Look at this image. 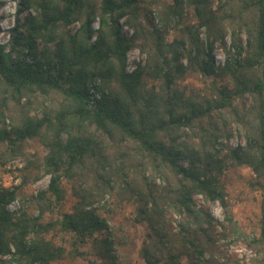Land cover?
Returning <instances> with one entry per match:
<instances>
[{
	"label": "trees",
	"instance_id": "trees-1",
	"mask_svg": "<svg viewBox=\"0 0 264 264\" xmlns=\"http://www.w3.org/2000/svg\"><path fill=\"white\" fill-rule=\"evenodd\" d=\"M15 19L0 42V165L37 141L46 153L28 159L22 184L44 175L50 182L27 196L38 215L12 211L20 188L0 186V264L85 258L88 244L94 264H120L118 248L132 241L94 207L114 193L119 206L134 207L130 224L146 230L144 264H222L217 243L235 231L223 180L230 166L249 168V186L261 192L253 245L262 248L264 0H19ZM136 47L146 64L128 73ZM187 73L204 88L182 84ZM91 88L100 95L95 109ZM233 123L246 139L236 148L224 142ZM65 182L76 202L62 212ZM195 195L220 202L228 226L198 210ZM172 211L186 216L177 231ZM58 230L70 236V251L57 243Z\"/></svg>",
	"mask_w": 264,
	"mask_h": 264
},
{
	"label": "rangeland",
	"instance_id": "rangeland-1",
	"mask_svg": "<svg viewBox=\"0 0 264 264\" xmlns=\"http://www.w3.org/2000/svg\"><path fill=\"white\" fill-rule=\"evenodd\" d=\"M19 14V0H0V42L4 43L9 39V30L14 27L16 19ZM25 14L21 15V18ZM157 22V19L155 20ZM73 30L78 28V23L73 25ZM131 32L134 34V30L127 26V34ZM176 34L169 36V40L172 41L176 38ZM204 38V34L202 35ZM227 45H231L230 36L227 37ZM128 59L130 61H140V65H145L147 60V54L142 53L139 47L132 49L128 53ZM226 52L221 45L217 44L215 49V58L217 63L224 64L226 59ZM136 61V62H137ZM186 64V60H183ZM142 65V66H143ZM182 84H189L195 86L197 89L204 88V82L200 76L187 73L180 80ZM231 131V137L224 140L230 148H236L239 145H245L246 139L241 131V128L236 124L229 126ZM24 155L19 156L7 162L5 166L0 165V186L14 189L20 188L18 191V198L14 204L10 206L12 211L18 210L23 207H29V212L38 215L36 207L33 204L27 203V196L31 194H37L38 191L47 189L50 176L44 175L43 178L36 182L23 185V177L20 170H22L28 159L36 153L44 155L46 152L37 141L27 142L24 146ZM43 175L44 173L41 172ZM253 178L252 171L247 167H233L230 166L223 180L226 185L227 200L229 202V212L233 218L235 231L228 230L226 235L221 236L220 241L217 243L214 256L222 264H264V245L260 249L253 245V240L260 235L261 226V192L251 189L249 182ZM162 177H157V183L164 184ZM67 190V198L61 209L62 212L71 210L72 205L76 202L73 197L70 184H64ZM195 205L198 210L207 209L211 216L218 222L228 226L226 221V211L220 202L207 201L201 195L194 196ZM95 208H98L100 212L109 219V225L111 228H118L121 224L125 226L126 235L130 238L132 243L126 247H119L120 264H144L139 255V251L145 239L146 230L140 226H133L128 221L131 214L134 211V207L129 205L119 206L116 200L115 193L107 194L103 199L94 204ZM112 210V212H109ZM60 211V210H57ZM57 217V212L53 214H47V220ZM172 224L174 228L178 229V224L186 219L185 215H179L172 211L171 214ZM218 232L222 234V229L218 228ZM71 238L69 235L57 231V243L63 244L68 251L71 250ZM91 244H88L82 248L83 252H86L85 258H72L68 256L63 261L54 264H94V262L100 263L96 260L95 256L91 255ZM209 258V255H206Z\"/></svg>",
	"mask_w": 264,
	"mask_h": 264
},
{
	"label": "built area",
	"instance_id": "built-area-1",
	"mask_svg": "<svg viewBox=\"0 0 264 264\" xmlns=\"http://www.w3.org/2000/svg\"><path fill=\"white\" fill-rule=\"evenodd\" d=\"M122 23V22H121ZM78 27H79V24H78ZM99 28V24L98 22L94 23V29H98ZM77 29V28H76ZM122 30H123V33L128 36V37H131L133 35V33L131 32L130 35L127 34V26L125 25H122ZM96 40V36L93 38V42ZM128 55H127V65H126V71L128 73H133L135 70H137L138 66L140 65L139 64V60L136 62L135 60L134 61H130L128 59ZM143 65V64H142ZM99 83H96L95 85L97 86ZM100 99V95L99 93L96 91L95 88H91L90 90V103H89V107L92 108V109H95L97 107V102L98 100ZM14 204V203H13ZM11 206V205H10ZM9 206V208H10Z\"/></svg>",
	"mask_w": 264,
	"mask_h": 264
}]
</instances>
